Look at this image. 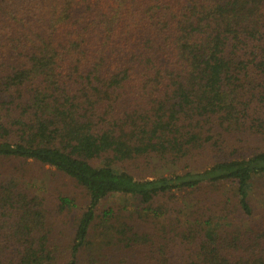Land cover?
I'll return each mask as SVG.
<instances>
[{
	"label": "trees",
	"instance_id": "16d2710c",
	"mask_svg": "<svg viewBox=\"0 0 264 264\" xmlns=\"http://www.w3.org/2000/svg\"><path fill=\"white\" fill-rule=\"evenodd\" d=\"M263 177L264 0H0V264H264Z\"/></svg>",
	"mask_w": 264,
	"mask_h": 264
},
{
	"label": "rangeland",
	"instance_id": "374dc122",
	"mask_svg": "<svg viewBox=\"0 0 264 264\" xmlns=\"http://www.w3.org/2000/svg\"><path fill=\"white\" fill-rule=\"evenodd\" d=\"M26 185L31 189L39 197L44 196L46 204H56V198L59 194L68 196L70 194L71 200L75 203V205H83L84 204V196L82 191L76 189L73 184L64 180V178L52 173L48 172L47 168L41 169L38 167L31 168V176L26 178ZM179 197V196H178ZM175 197L172 201H177L178 203H182V199ZM219 203L221 204V214L223 223H226V226H229L230 223L232 226H236L241 222L240 219L236 216V211L232 209V204L222 205L223 200L226 197L232 198V193L225 187L221 189V192L217 194ZM224 197V198H223ZM203 201L206 204V207L210 205V195L199 196L192 200V205L194 207V203L197 201ZM250 205L252 207V217L256 221H259L261 218L264 220V177L263 178H256L252 182V188L249 195ZM131 205L129 206L128 210H131L135 205L133 201H127ZM121 203V199L118 197H111L108 199L107 203L103 204L101 210L105 209L110 204H119ZM171 201H167L165 199H160L156 204L152 206L154 209H159L161 212L165 210L166 204H170ZM172 204V203H171ZM194 211L195 208L190 207ZM142 215V214H141ZM135 218L131 219L134 228L138 231L154 232L158 228L164 227V220L163 217L161 219L153 218V217H145V216H134ZM49 218L51 220V214H49ZM221 218V217H217ZM225 220H224V219ZM246 223V221H245ZM231 228V227H229Z\"/></svg>",
	"mask_w": 264,
	"mask_h": 264
}]
</instances>
